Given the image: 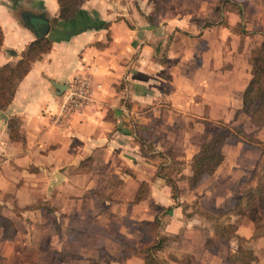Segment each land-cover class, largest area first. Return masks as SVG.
Returning a JSON list of instances; mask_svg holds the SVG:
<instances>
[{
    "label": "crops",
    "instance_id": "crops-1",
    "mask_svg": "<svg viewBox=\"0 0 264 264\" xmlns=\"http://www.w3.org/2000/svg\"><path fill=\"white\" fill-rule=\"evenodd\" d=\"M15 6H22V21ZM130 7V0H80L73 18L51 23L58 14L55 0H0V65L39 35V22L46 23L44 36L51 41L0 109V215L14 229L5 239L0 227V264H69V257L70 264H143L136 252L146 236L141 222L155 219L154 238L166 237L155 253L161 264H233L227 258L236 239L216 238V248L208 249L211 222L195 211L232 208L236 178L230 190L221 171L225 140L212 174L191 188L184 177L191 173V155L212 136L206 125L234 124L243 114L241 92L252 65L228 76L218 69L221 60L212 62L210 27L191 33H200L203 42L196 51L180 32L189 27L183 19L167 21L175 28L162 48L160 30L154 29L155 37L147 30L153 27L145 20L148 11L140 17ZM217 26L222 34L223 25ZM76 81L87 83V99L76 110H61ZM53 84L66 87L57 94ZM11 120L17 139L9 136ZM249 125L245 132L259 133L264 124ZM173 132L181 134L174 139ZM166 150L181 162L168 174L175 197L160 171L169 164ZM228 222L245 242L250 237L256 256L250 264L257 262L264 237ZM36 239L41 248L30 250L27 244Z\"/></svg>",
    "mask_w": 264,
    "mask_h": 264
},
{
    "label": "trees",
    "instance_id": "trees-1",
    "mask_svg": "<svg viewBox=\"0 0 264 264\" xmlns=\"http://www.w3.org/2000/svg\"><path fill=\"white\" fill-rule=\"evenodd\" d=\"M55 2L58 6V14L56 18L52 19V22L73 18L80 4V0H55ZM237 9L238 14H240L239 4ZM239 33L245 32L240 29ZM1 36L0 30V43ZM50 42L48 36L37 35L20 51L19 58L13 65L8 62L0 65V109H3L9 103L17 81L27 72L29 64L49 49ZM248 61L252 65V73L241 92V111L248 116L251 125L259 127L264 124V33L261 34V40L257 47L250 50ZM12 123H14L13 120L8 125L9 136L17 139L18 136L14 132ZM230 135L260 148L258 157L250 170L249 178L245 179L241 176L237 180L235 186L236 198L229 210L249 218L254 223H258L264 219V140L254 137L251 132H245L240 125L227 127L221 135L214 134L202 142L197 151L190 157L191 173L184 179L187 186L191 188L205 176L212 174L223 159L220 147L225 138ZM164 154L168 157L169 164L165 167L161 166L160 171H164L163 175L170 184L172 197H175L177 188L168 174L179 170L181 162L175 159V154L170 150H166ZM195 211L199 216L211 222L212 237L205 238L204 243L208 249L213 251L216 248V238L229 239L234 237L236 239V249L227 260L233 264H250L256 260L250 249L242 248L243 239L235 235L234 226L227 221L225 216L226 210L209 208ZM158 225V219L153 222H141V230L146 236H144L136 252L141 254L143 264H161L156 259L155 253L162 246L166 237L156 236L154 238L157 235ZM0 227L2 237L10 239L14 229L11 222L2 215H0ZM259 228V225L253 227L252 236H264V233H260Z\"/></svg>",
    "mask_w": 264,
    "mask_h": 264
},
{
    "label": "rangeland",
    "instance_id": "rangeland-1",
    "mask_svg": "<svg viewBox=\"0 0 264 264\" xmlns=\"http://www.w3.org/2000/svg\"><path fill=\"white\" fill-rule=\"evenodd\" d=\"M130 4L131 12L140 17L141 12L148 11L149 16H147V19L145 20L147 21L146 23L153 27L148 28L147 30L151 31L153 37H155L154 29L158 28V30H160L157 35L162 36V48L171 42L172 29L175 28L172 23L168 24L167 21L176 24L180 21L179 19H183L184 22L187 23L189 27L185 26V29L180 30V32L187 37L184 40H186L190 47L193 48L196 46V51L197 49L201 50V44H203V42L198 39L200 33H196V35H191V33L195 29L210 27L211 31L207 34V40L213 47L212 62L221 60L222 63H220L221 66L218 69L228 71V76L230 77H233L232 70H243L244 64H248L247 59L250 49L257 47L258 40L261 38L259 35L260 33H264V0H130ZM238 4L240 6V14L237 12ZM17 7H13V12L19 20L22 21V6H20V8ZM137 21V19L133 18L132 26L137 24ZM196 22L197 24H195ZM51 23H53L52 19ZM194 24L196 25V28L194 27ZM217 25H223L222 27L225 29V31L223 30L224 33L222 32V34H219ZM242 27H248V30L251 33L244 35L240 34L239 30ZM160 48L161 47H157L158 50H160ZM11 56L12 58H10L9 64L13 65L19 58V54L17 58L15 53H12ZM218 69L215 71H218ZM215 75L219 76V73L216 72ZM237 122L242 125V129L245 131L249 130L248 128H250V125L247 121V115L243 113L237 115L234 124L227 121L224 122L223 125L219 122L206 125V134L221 135L225 128L236 126ZM154 124H156V121L153 122V125ZM147 133L148 132H146V134ZM198 133L202 132L196 131V134ZM152 134L153 133H149L147 137L151 139ZM180 134V132H177V134L173 132V136H175L174 139ZM252 135L259 140H264V125L259 133L253 132ZM222 150L226 156V161L221 171L222 174L227 172L223 177L227 178V186L230 185L231 190L233 187L231 186V183H233L235 178V184L241 176L245 179L249 178L254 157L260 152V148L247 144L246 142L230 135L226 137ZM36 205H39V203ZM225 216L228 221L230 220L237 223L243 233H246L249 228H251L252 232L255 225L260 226L259 230L261 234L264 233V219L260 220L258 223H254L249 218L229 210L226 212ZM260 236L264 237L263 235ZM253 238L255 237L253 236ZM37 240L39 239H36V242H30L27 244L28 247L30 246V250H39L41 248L40 244L42 243L40 242L43 240V237H40V242H37ZM249 240L250 237L247 241L249 242ZM247 241L245 242L243 239V242L241 243L242 248H250V244ZM255 253L258 256V261L254 264H264V243L259 245ZM68 259L69 260L66 261L70 264L72 259L70 257Z\"/></svg>",
    "mask_w": 264,
    "mask_h": 264
},
{
    "label": "built area",
    "instance_id": "built-area-1",
    "mask_svg": "<svg viewBox=\"0 0 264 264\" xmlns=\"http://www.w3.org/2000/svg\"><path fill=\"white\" fill-rule=\"evenodd\" d=\"M88 85L86 82L81 81L72 83L65 91L64 98L61 106L68 109H78L82 106L87 99Z\"/></svg>",
    "mask_w": 264,
    "mask_h": 264
},
{
    "label": "water",
    "instance_id": "water-1",
    "mask_svg": "<svg viewBox=\"0 0 264 264\" xmlns=\"http://www.w3.org/2000/svg\"><path fill=\"white\" fill-rule=\"evenodd\" d=\"M36 32L39 35H44L45 32L47 31V25L45 22H39L36 26H35ZM54 88H56L57 94H59L66 86L64 84H53Z\"/></svg>",
    "mask_w": 264,
    "mask_h": 264
}]
</instances>
